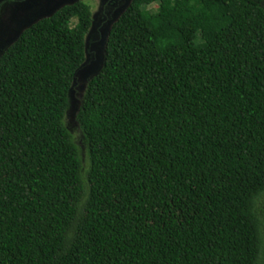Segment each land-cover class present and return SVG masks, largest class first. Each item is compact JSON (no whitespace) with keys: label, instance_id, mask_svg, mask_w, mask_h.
Masks as SVG:
<instances>
[{"label":"trees","instance_id":"1","mask_svg":"<svg viewBox=\"0 0 264 264\" xmlns=\"http://www.w3.org/2000/svg\"><path fill=\"white\" fill-rule=\"evenodd\" d=\"M92 21L0 56V264H264V0H132L71 124Z\"/></svg>","mask_w":264,"mask_h":264},{"label":"rangeland","instance_id":"2","mask_svg":"<svg viewBox=\"0 0 264 264\" xmlns=\"http://www.w3.org/2000/svg\"><path fill=\"white\" fill-rule=\"evenodd\" d=\"M32 1V0H31ZM77 0H70L69 4ZM90 5L92 11V25L86 36V60L84 65L75 73L73 85L70 90V115L69 121L75 123V115L79 107V101L86 89L89 80L97 75L103 64L105 42L109 30L120 15L127 9L132 0H78ZM32 4L30 8L21 7L17 10L15 18L10 10H15L18 4ZM63 2H59L61 4ZM54 0H0V56L3 51L14 42L17 36L19 22L22 26H29L35 20L52 15L59 8ZM73 25L76 20L72 21ZM17 30H14L16 29ZM21 31V30H20ZM77 127V125H73Z\"/></svg>","mask_w":264,"mask_h":264},{"label":"water","instance_id":"3","mask_svg":"<svg viewBox=\"0 0 264 264\" xmlns=\"http://www.w3.org/2000/svg\"><path fill=\"white\" fill-rule=\"evenodd\" d=\"M70 0H54V2L56 3V4H58L59 2H63V3H61V4H58V5H60L59 6V8L57 9V10H59L60 8H62L63 6H65V5H70L69 3H67V2H69ZM78 1V0H77ZM77 1H75V2H77ZM30 2L32 3V2H36V0H30ZM74 2V3H75ZM73 4V3H72ZM32 4H30V3H27V4H18L17 5V8H15V10H13L12 11V9L10 10V13H11V16L13 17V18H15L16 17V15H17V10H19V8H21V7H26V8H30L29 6H31ZM130 5V4H129ZM128 5V6H129ZM56 10V11H57ZM55 12H53L52 13V15L54 14ZM51 16V15H50ZM47 17H49V16H47ZM41 19H43V18H41ZM41 19H38V20H35L34 22H32V24H30L29 26H25V27H23L22 26V23L21 22H19V24L17 25V28H19L20 26H21V28L19 29V31H17V36H16V38L15 39H17L18 37H19V35L21 34V32L24 30V29H26V28H28V27H30L31 25H33L34 23H36V22H38L39 20H41ZM112 27V26H111ZM17 28L16 29H14V30H17ZM111 29V28H110ZM21 30V31H20ZM109 32H110V30H109ZM108 35H109V33H108ZM107 38H108V36H107ZM107 40V39H106ZM13 43V42H12ZM105 45H106V42H105ZM103 59H104V56H103ZM84 65V64H83ZM82 65V66H83Z\"/></svg>","mask_w":264,"mask_h":264},{"label":"clouds","instance_id":"4","mask_svg":"<svg viewBox=\"0 0 264 264\" xmlns=\"http://www.w3.org/2000/svg\"><path fill=\"white\" fill-rule=\"evenodd\" d=\"M6 1H11V0H6ZM131 3V2H130Z\"/></svg>","mask_w":264,"mask_h":264}]
</instances>
